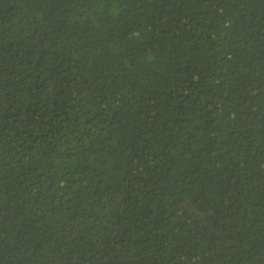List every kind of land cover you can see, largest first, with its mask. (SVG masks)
<instances>
[{
    "label": "trees",
    "instance_id": "16d2710c",
    "mask_svg": "<svg viewBox=\"0 0 264 264\" xmlns=\"http://www.w3.org/2000/svg\"><path fill=\"white\" fill-rule=\"evenodd\" d=\"M0 264H264V0H0Z\"/></svg>",
    "mask_w": 264,
    "mask_h": 264
}]
</instances>
